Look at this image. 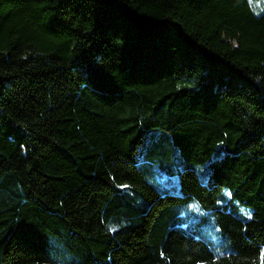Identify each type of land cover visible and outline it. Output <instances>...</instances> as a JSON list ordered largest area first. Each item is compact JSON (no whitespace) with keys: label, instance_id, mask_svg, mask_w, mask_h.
<instances>
[{"label":"trees","instance_id":"trees-1","mask_svg":"<svg viewBox=\"0 0 264 264\" xmlns=\"http://www.w3.org/2000/svg\"><path fill=\"white\" fill-rule=\"evenodd\" d=\"M0 264H264V0H0Z\"/></svg>","mask_w":264,"mask_h":264},{"label":"snow or ice","instance_id":"snow-or-ice-1","mask_svg":"<svg viewBox=\"0 0 264 264\" xmlns=\"http://www.w3.org/2000/svg\"><path fill=\"white\" fill-rule=\"evenodd\" d=\"M228 195H230V194H228ZM242 211H243V210H242ZM245 215H247L248 218H251V214H250V213L245 212ZM113 230H114V229H113Z\"/></svg>","mask_w":264,"mask_h":264}]
</instances>
